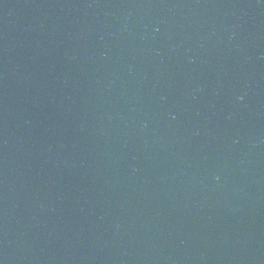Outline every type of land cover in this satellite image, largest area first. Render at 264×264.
Returning a JSON list of instances; mask_svg holds the SVG:
<instances>
[{
    "label": "water",
    "instance_id": "water-1",
    "mask_svg": "<svg viewBox=\"0 0 264 264\" xmlns=\"http://www.w3.org/2000/svg\"><path fill=\"white\" fill-rule=\"evenodd\" d=\"M0 264H264V0H0Z\"/></svg>",
    "mask_w": 264,
    "mask_h": 264
}]
</instances>
